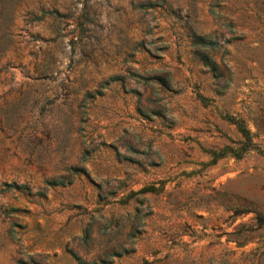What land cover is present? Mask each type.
I'll list each match as a JSON object with an SVG mask.
<instances>
[{
  "label": "rangeland",
  "instance_id": "obj_1",
  "mask_svg": "<svg viewBox=\"0 0 264 264\" xmlns=\"http://www.w3.org/2000/svg\"><path fill=\"white\" fill-rule=\"evenodd\" d=\"M140 1L0 0V264H264V0Z\"/></svg>",
  "mask_w": 264,
  "mask_h": 264
},
{
  "label": "trees",
  "instance_id": "obj_2",
  "mask_svg": "<svg viewBox=\"0 0 264 264\" xmlns=\"http://www.w3.org/2000/svg\"><path fill=\"white\" fill-rule=\"evenodd\" d=\"M152 3L150 0H145V1H140L137 3V8L139 9H145L149 6H151ZM50 15H51V28L53 29L54 32V36L52 37V40H57L58 43H56L55 45H53V49L51 48V50L49 52H47L46 57L43 58L42 60L35 62L34 64V69L35 72L37 74V78L41 79L43 77H45L49 70L53 67L54 63H55V59L57 58V55L55 54V52H53V50H58V51H62V46L60 44L61 41V26H60V22H61V17L64 15L63 12H59L56 9H51L50 10ZM123 78L124 76L122 74L119 73H112V74H108L105 79L103 80V82L105 83H109L115 80H119L121 81V84L123 82ZM200 97V100L202 102H205V97H203L202 95H198ZM84 98V96H83ZM82 98V99H83ZM44 106L41 104L40 107L38 108V114H42L44 112ZM222 117H224L226 120H228L229 122L233 123L235 128L237 129V131L240 133V136L242 137L239 140L240 143V148L242 150H245L247 148H250L253 144V142L251 141V132L249 131V129L246 127V125L244 124L242 118L229 114L227 112L222 113ZM235 148L238 147H232L229 144H224L221 147L218 148H214V149H207L210 159L209 162L212 163L214 162L218 157H221L225 154H232L234 156H239L240 153L237 152L235 150ZM260 150V149H259ZM261 151V150H260ZM68 169L70 171L72 170H76V167L74 165H71L68 167ZM50 182L53 183H62V180H58L56 181L55 179H51ZM147 189H151L150 186H144L142 187V190H147ZM255 218H256V224L257 227H261L264 225V214H262L261 211L256 210L255 211ZM259 243V242H258ZM259 247V245L256 246V248ZM264 251H259L258 254H262Z\"/></svg>",
  "mask_w": 264,
  "mask_h": 264
}]
</instances>
